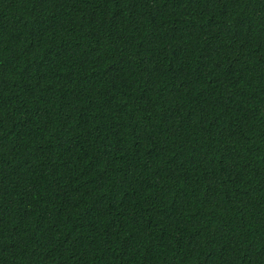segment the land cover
Segmentation results:
<instances>
[{
    "label": "trees",
    "instance_id": "16d2710c",
    "mask_svg": "<svg viewBox=\"0 0 264 264\" xmlns=\"http://www.w3.org/2000/svg\"><path fill=\"white\" fill-rule=\"evenodd\" d=\"M0 264H264V0H0Z\"/></svg>",
    "mask_w": 264,
    "mask_h": 264
}]
</instances>
